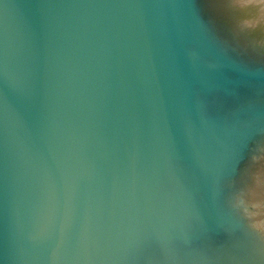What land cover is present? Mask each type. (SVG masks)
<instances>
[{
	"label": "water",
	"instance_id": "obj_1",
	"mask_svg": "<svg viewBox=\"0 0 264 264\" xmlns=\"http://www.w3.org/2000/svg\"><path fill=\"white\" fill-rule=\"evenodd\" d=\"M0 0V264H264V0Z\"/></svg>",
	"mask_w": 264,
	"mask_h": 264
},
{
	"label": "snow or ice",
	"instance_id": "obj_2",
	"mask_svg": "<svg viewBox=\"0 0 264 264\" xmlns=\"http://www.w3.org/2000/svg\"><path fill=\"white\" fill-rule=\"evenodd\" d=\"M222 2L228 7V9L239 11L237 0H222ZM262 31H264V29H262Z\"/></svg>",
	"mask_w": 264,
	"mask_h": 264
}]
</instances>
